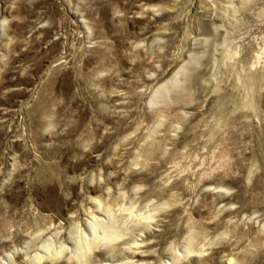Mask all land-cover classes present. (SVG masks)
I'll return each instance as SVG.
<instances>
[{
	"label": "rangeland",
	"instance_id": "1",
	"mask_svg": "<svg viewBox=\"0 0 264 264\" xmlns=\"http://www.w3.org/2000/svg\"><path fill=\"white\" fill-rule=\"evenodd\" d=\"M92 214L85 264H264V0H0V264Z\"/></svg>",
	"mask_w": 264,
	"mask_h": 264
},
{
	"label": "bare ground",
	"instance_id": "2",
	"mask_svg": "<svg viewBox=\"0 0 264 264\" xmlns=\"http://www.w3.org/2000/svg\"><path fill=\"white\" fill-rule=\"evenodd\" d=\"M204 1V0H203ZM233 1V0H232ZM225 2V1H224ZM227 2V1H226ZM231 2V1H230ZM213 4V3H210ZM232 4V3H231ZM225 5V4H224ZM213 6V5H212ZM227 6V4H226ZM233 6V5H231ZM217 10V9H216ZM214 11V10H213ZM212 11V7L210 8V5L207 3H202L199 2L197 8H196V12L195 14H199V15H204L205 17L209 18L211 21L215 20L214 16V12ZM218 11V10H217ZM216 14V13H215ZM219 15V13H218ZM216 64V63H215ZM217 65V64H216ZM96 203V202H95ZM108 204V203H107ZM102 205L104 206V204L102 203ZM101 203L99 204V207L102 208ZM107 206V205H106ZM110 207V206H108ZM98 208V210L100 209ZM104 208V207H103ZM106 209V208H105ZM144 209V208H143ZM156 209V208H155ZM104 213L105 210H102ZM107 212H109V210H106ZM112 211V210H111ZM137 211V210H136ZM124 212V211H123ZM133 211H131L132 213ZM156 212V210H155ZM134 213V212H133ZM141 213V212H140ZM122 214V213H121ZM137 214V213H136ZM105 215V214H104ZM124 215V214H123ZM143 215V214H142ZM91 219H93L92 222H90V220L88 221V224L90 225L91 228V236L88 234L87 238H82L83 236L80 237V239L75 240L74 236L72 235L71 240H74V245H75V250H72L70 252V254L72 253V256L70 257V260H76L77 263L79 264H85L86 261L88 260V256L89 254H91L90 252H92V250L94 248H98L100 247L99 245H96L97 243H101V242H111L114 241L118 238L121 237L120 233L122 231H120V233H116V231H114L113 229H109L106 227H103V224H100L98 222L99 218L95 215H91ZM132 217V216H131ZM102 218V217H101ZM118 218V217H117ZM143 218L146 220H151L153 218V216L148 212L146 214L143 215ZM155 218V217H154ZM153 218V219H154ZM96 220V221H95ZM108 220V219H106ZM105 221V220H103ZM135 221V220H134ZM136 221H138L136 219ZM133 222V221H132ZM150 222V221H149ZM107 223V222H106ZM105 223V224H106ZM135 223V222H134ZM140 223V222H139ZM148 224V223H147ZM140 226V225H139ZM108 227V226H107ZM110 227V226H109ZM113 228V227H112ZM115 228V227H114ZM100 229H102V232H100ZM117 229V228H116ZM45 231V230H44ZM46 231H48V233H50V228L46 229ZM118 231V230H117ZM86 232V231H85ZM45 233V232H44ZM47 234V233H46ZM58 230L53 233L52 235H50L49 238H46L45 240H43L44 238L41 237L42 234H39L38 236H36L32 241V244H34L33 246H31L32 248L34 247L35 250V254L32 256L31 252L29 251V249L31 247H29V245L26 247L27 250L23 251V249L21 250V253H24L25 256L27 257L25 260H20L17 262L16 260V253L12 252L9 253L8 255V259L10 260V262H8L7 264H42L44 262H54L60 258H62V256L65 254V252L67 251L66 247L61 245L60 247L57 246V242H56V237L58 235ZM125 235V234H124ZM86 236V235H85ZM74 237V238H73ZM58 240V239H57ZM37 242H43V244L41 246L37 245ZM57 243V244H56ZM107 244V243H106ZM106 246L105 244H101V246ZM140 243L135 242V246L138 248L140 247ZM189 246V245H188ZM70 250V249H69ZM68 250V251H69ZM190 251V250H188ZM193 251V250H192ZM192 251H190L192 253ZM17 253L19 254V252L17 251ZM184 254V253H183ZM186 256V255H185ZM7 260V261H9ZM129 260V259H128ZM110 261V260H109ZM26 262V263H25ZM123 262V261H122ZM176 262V261H175ZM121 263V262H120ZM128 263V262H127ZM127 263H123V264H127ZM131 263V262H129ZM172 263V262H171ZM6 264V263H4ZM102 264V263H101ZM104 264H112V262H104ZM133 264H135L133 262Z\"/></svg>",
	"mask_w": 264,
	"mask_h": 264
}]
</instances>
